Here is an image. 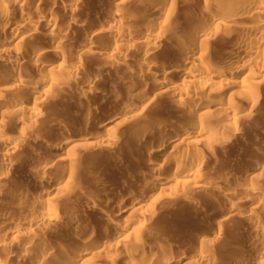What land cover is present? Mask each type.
Segmentation results:
<instances>
[{"label":"bare ground","instance_id":"obj_1","mask_svg":"<svg viewBox=\"0 0 264 264\" xmlns=\"http://www.w3.org/2000/svg\"><path fill=\"white\" fill-rule=\"evenodd\" d=\"M196 1L199 7L194 13L190 7L191 0H0V36L2 37H0V65L11 70L15 67L33 69L36 73V76L31 79L33 74L25 78L27 74L23 77L24 75L19 71H8L7 76L0 79V167H2L0 198L5 194L2 188L6 182L4 179L8 170L16 160L18 163V156L22 153L23 147L29 145L30 141L42 137L39 133L37 134L36 129L40 131L42 126L52 128L54 127L52 125L56 124L53 119H48L50 116L47 118L48 115L45 116L41 112L43 104H46L44 103L46 97L49 100L50 94L59 92L65 96L74 88L79 89L80 94L87 95L101 86H96L97 81L102 80V78L99 80L101 73L99 75L87 73V75L83 72L85 68L82 67V58L87 54H93L96 58L104 60L112 69L122 70L121 73L124 75L135 72L140 78L136 81L133 78L130 81L129 78L132 75L124 78L126 75L121 73L118 74L121 76L109 77L102 85L106 93H115L113 89L118 82L119 85L125 83L131 89L134 87L138 90L142 89L140 93H145L146 97H139L141 94L137 93L140 101L144 100L143 103L147 105L159 100L157 102H161L162 109L179 114L184 122L178 125L176 121L177 126L173 128L170 126V129H167L168 126L164 127L167 123L164 125L165 122H161L164 126L161 125L162 127L154 131L150 130L148 125L147 128L140 124L145 110V105L140 102L138 105L142 104V107L129 106L132 109L125 108L124 114L105 119L103 122L99 119L101 121L98 122L99 128L104 131H97L94 136H90L93 137L92 141L84 143L80 141L81 138L75 140L71 133L73 131L67 130L59 138L58 144L57 141L55 143L52 141L57 136L54 135V138L52 135L49 136L52 140L46 141L45 148L42 147L43 150L38 151V154H35L36 157L33 155L36 152H31L32 155L29 153L32 157L24 155L26 158L23 161L28 165L25 166L29 167L31 170L29 171L34 175V178L30 177L34 180L32 183L43 188L36 191V187L32 190L28 188L29 186L27 188L15 186L14 192L6 196L11 198H8L10 202L2 201L4 204H0V224H3L6 219L8 223L10 216L6 214L12 207L15 208L14 205L18 201L24 200L23 197L26 198V195L30 193L34 195L37 192L34 196L38 197L37 200H41V204L49 203L42 208L36 207L37 209L33 212L30 211L32 214L31 218L29 217V223L32 222L33 225L41 228H52V230L56 227L63 228L64 225L72 230L73 235L68 239H58L54 242L51 234L50 238L39 237L38 239L37 234L34 233L35 229L33 231L19 227L16 221L15 225L13 221L8 224L9 226L0 225V264H264V221L260 220L259 213V209L263 210L261 203L264 201V155L254 160L250 159L249 164L239 170L237 175L235 172V182L211 176L217 170L209 172V169L218 165L210 156L211 142L228 129L227 133L224 132L226 136L221 137L222 144L220 143V146L227 147L232 139L238 136L237 126L246 122L249 116L256 112L254 110L261 102V87L264 81V0ZM96 3L102 11L98 13V16L96 15L97 20H94L92 30L83 32H87L82 38L85 46L71 48L67 44L71 41L72 27L84 26L86 21L82 16H85L83 15L85 7L94 6L95 8ZM57 10L60 12L56 14ZM81 13L82 16H80ZM95 37L103 38L106 46L95 50L93 45ZM28 38H36L38 42L32 44ZM14 40L17 41V45L23 42H29L32 45L25 47L24 50L17 45L13 46ZM29 43L23 44L27 46ZM162 48L166 49L169 55L162 53L160 56L165 57L157 61L156 54L159 49L162 51ZM65 49L69 51L68 56ZM49 56H54L55 59L52 57L53 60H51ZM83 73L86 76L83 77L81 75ZM143 77L147 80H143ZM129 88L127 91L130 90ZM97 91L101 93V90ZM132 91L130 90L126 95L133 93ZM56 98L59 97H54ZM240 98H244V103ZM80 106L77 108H84ZM87 112H89L88 109ZM51 113L53 117L56 114L53 111ZM133 123L137 125L135 129L129 128L135 134L140 131V136L135 135L138 138L134 140L127 137L129 139L126 142H130L132 148L134 146L137 148L134 147L135 149L130 153H126L129 149H122L125 150V154H129L127 158L131 161L121 159L134 162L135 167L140 171L141 175L138 174L141 176V182L150 187L148 191L153 189L155 192L152 193L153 190H151L152 194L148 192L150 194L146 195L148 196L145 197L146 199L136 200L131 204L129 202L124 208L118 209L120 213H128L122 223L112 219L114 216L106 215L107 220L106 218L105 220L108 221L106 222L108 225L104 226L103 231L99 229L103 225L95 227L102 231L99 235L94 228L96 222L94 226L90 224L92 227L85 224L86 220L82 223L80 218L82 215L74 210L72 212L77 215L71 214V217L63 220L58 214L59 208L55 207L57 204H53L50 196L54 194L56 198L64 194L71 198L75 194L74 197L83 200L82 203H80L81 200H77L80 204L86 203L87 207L99 211L98 208L102 204L96 202L94 195L97 192L91 195L88 191L92 192L94 189L86 191L87 184L91 185L93 179L89 182L87 175V178L81 176L84 170L91 173L90 167L88 170L81 171L77 168L78 158L80 162V158L83 159L82 155L87 154V151H89L88 154H92L87 155L90 158L93 155L97 158V153L115 152L118 145L123 143V139H127L126 137L119 139L120 136L116 135L117 130L122 125L125 129H128L126 127L129 125L133 127ZM9 124L21 130L20 136L13 137L8 134ZM126 144L128 146V143ZM200 145H204L209 152L196 153L193 148ZM67 146L69 152L66 150L64 155H68L69 158H60L57 155L58 152L57 154L53 152L54 149ZM76 148L86 151L83 152L80 149L81 153L83 152V154L80 153V157L74 155L79 151ZM120 151L121 149L119 154ZM79 152L78 155H80ZM63 153L61 152V156ZM143 156H146V159L142 158ZM101 157L103 158V155ZM54 162H62L64 170L62 173L60 171L59 178L52 180L50 170ZM165 163L175 169L173 175L163 176ZM94 164L96 165V162ZM80 165L78 164V167ZM54 169L57 168H53V172L56 171ZM230 172L227 173L228 177H231ZM85 178L84 181L89 182L87 184L83 182L87 188L83 187L82 183V179ZM95 178L97 179L94 177V180ZM122 181V184H125L124 180ZM81 187L85 190L83 191ZM186 187L191 192L204 193L207 197L211 195V197L224 198L223 203L214 201L210 205L213 213L219 214L215 220L213 219L214 221L212 220V224L214 223L216 227L221 226L225 221L234 223L237 221L240 224L237 228L235 226L236 230L234 229L232 235H227L228 237L226 235L223 237L220 229L213 232L209 227L211 232H207L208 229L200 230L201 227H197L199 230L191 233V238H194L195 243L197 242V246L194 242H192L193 246L190 244V247L196 246L194 254L185 253L188 251L182 250L184 246L182 249H180L181 246H167L170 244L167 242L160 247H154L152 243V245L148 243L150 237L148 240L145 239L147 234L153 233L151 232L153 228H149L146 223L145 225L144 221L154 218L153 216L159 213L157 209L155 215L156 210H153L159 204L171 206V204L174 205L175 200H182L183 205L193 207L194 203L189 197L187 199L185 194L188 190L185 189ZM55 198L53 200L58 199V197ZM70 201L73 202V199ZM158 206L157 208L163 207V209L169 207ZM109 214L111 215V212ZM195 221L193 220L194 223ZM80 233L85 234L86 240L82 239ZM191 250L194 249L191 248Z\"/></svg>","mask_w":264,"mask_h":264},{"label":"rangeland","instance_id":"obj_2","mask_svg":"<svg viewBox=\"0 0 264 264\" xmlns=\"http://www.w3.org/2000/svg\"><path fill=\"white\" fill-rule=\"evenodd\" d=\"M95 6H97V3L95 4ZM93 7L91 8V7L86 6L85 7L86 9L83 11L84 12L83 15H85V16H82V13L80 15V16H82L84 18V21H86L84 23L85 24L84 26H82V27L73 26L72 27V30L74 32L73 31L71 32V34H72L71 41H69L70 43L68 42V44H67L71 48L72 47H77V46L82 48V46L83 47L85 46L84 41H83L82 38H83V36L86 35L87 32L86 33H83V32H85L86 30L87 31L88 30H90V31L92 30V28L94 26V23L93 22L96 19V15L98 16L100 14V12L102 11V9L101 8L99 9L98 6L95 7V8H93ZM190 7H191L192 12L195 13L198 10V7H199L198 6V2L196 0H191ZM89 8H91V9H89ZM92 11H93V13H92ZM58 12H60V11L57 10L56 14ZM90 12H91V14H90ZM85 17H86V20H85ZM83 18L80 17V19H83ZM87 19H88V21H87ZM0 30H1V27H0ZM31 39L33 41H31ZM31 39L28 38V41L30 43L32 42V44L38 42V40L36 38H31ZM95 39L93 41V45L95 46V50L98 49V48L100 49L101 47L106 46V44H104L105 43V40H103V38H100V37H97L96 38L95 37ZM29 42H23V43H29ZM100 42H101V45H100ZM30 43L27 44V46L25 44H23V45L22 44L21 45H17V41L14 40V42L12 43V45L13 46L14 45H17V47L22 48V49L25 50L26 48L29 47V45H32ZM70 47H68V49ZM68 49L67 50L65 49L67 51V54H66V51H65V54L67 56L69 55L68 54V52H69ZM161 50L162 51H160V49H159V51L157 52L158 54H156L157 56L155 57V59L157 61H160V59L162 60V57H165L164 55H169V54H167L168 51L166 49L162 48ZM163 50H165L166 52L163 51ZM162 53L164 55L161 57L160 55ZM52 57H54V56H49L48 58L51 59V60H53ZM54 59H55V57H54ZM82 59H83L82 60V67L85 68L84 69L85 71L83 70V72H86V74L87 73H97L98 75L101 73L100 76H99V78H100L99 80H101V78H102V80H101V82L100 81H97L98 83L100 82L99 84L96 83L97 84L96 86H98V85L100 86L101 85L100 87L98 86L101 89H99V88L97 89V90H101V93H100V91L98 93V91L95 90L94 92L88 93L87 95H82V94H80V90L79 89L76 90L74 88V90L71 93L66 94L67 96L66 95L64 96V94H62V92H59V93H53L52 95L50 94V96H48V99L50 98L49 100H47V97H46V102H44L46 104L45 105L43 104L44 109L41 106L42 107L41 108V110H42L41 112H43V114H45V116L48 115L47 118L50 116V118H48V119H53V122L55 121L54 123H56V124L55 125H52V126H54L52 128H49V127H51V126H49L48 127L49 129L47 127H45V126L40 127V129H42V130L39 129L40 131H37V129H36L37 134L39 133V135H41L42 137L40 136L41 137L40 139H34V140L30 141L29 145L27 144L26 146L23 147L22 153L20 154V156H18L19 157L18 163H17V160L14 162L15 164H13L11 166V168L8 170V174H7L6 178L4 179V180H6V182H5V185L3 186L2 190H4L3 191V194L4 193L5 194H4V197L0 198V201H1L0 204L3 203L2 201H4V203L5 202L7 203V201H9L8 198H10V197H6V196L7 195L9 196L10 195V192H14L13 190L16 189L15 186L19 187V185H20L21 187L23 186L24 188H27L29 186L28 187L29 189H32V190H35L36 189V191H38L37 189L43 188V187H38V186H40L38 184H33L34 183V180H31L32 178H34V175H32L33 172H30L31 170L29 169V167L27 168L28 165L23 160L31 152H33V153L36 152V153L33 154L35 156V154H38V151H42L43 148H45L46 141L47 140L48 141L49 140L50 141L52 140V139H50L52 137L49 138V136H51V135L53 136V138H54V135H55V137L56 136L58 137V138L56 137L55 139L52 140L54 143L57 141L56 143L58 144L59 143V140H60L59 138H61L62 135L67 132V130L68 131L69 130H72L73 132H71V131L70 132L73 134V136H74L73 138L75 140L77 138H81L80 141H82L84 143H87L89 141H92L93 137H90V136H94V134L97 131H100V132H103L104 131V129L102 130V129L99 128L100 127V124L99 123L101 121L103 122L105 119L114 118V117H117L119 114L120 115L121 114H124V112L126 111V110H124L125 108L126 109H130V108L132 109V107H129V106L138 107L139 106L138 104L140 102L143 105H145L144 106L145 107V110L143 112V115H142L143 117L141 119L140 124H143L145 127H147V125H148V127H149L150 130H153L154 131V129L156 130L157 128H160V127L164 126L166 123H167V125L164 126V127L166 128L168 126L167 129H170V126L172 128L173 127H176L177 126L176 123H178V125L181 124L180 122L184 123L183 120H181L182 118L180 117L179 114H178L179 115L178 116L177 113H174L173 111L171 112V111H167L165 109H162L163 107L160 106L161 105V102H157L159 100H156L155 102L150 103V104H147V105L143 103L144 100L143 101H140V99L138 98V95L139 94L142 95V96L139 95V97H142V98L143 97H146V95L144 96L145 93H140L141 91H143L141 88H139L141 90L135 89V87L133 89H131V88H129V86L127 87L125 85V83H124V85H122V84L119 85V82H118L117 83L118 86L116 85V87H114V89H113L115 91V93L114 92H112L110 94L106 93L107 91H105V89L102 88L103 87L102 85L104 84L105 80L109 79V77L110 78L111 77L114 78V76H116V75L117 76H121V75H118V74H120L122 70L119 71V70H115L114 68L112 69L111 67H109L104 62V60H100V59L96 58L93 54H91V55L90 54H87ZM8 71H13V72H15V71L18 72L19 71L20 74L24 75L23 77H25L26 74H27V77H25V78L30 77L29 74H33V75H31V79H32L33 76H36V73L33 71V69H26V68L23 69V68H18V67L16 68L15 67L14 69L11 70L10 68H7V67H4V66L0 65V79H1V77H6ZM31 71H32V73H31ZM28 72H30V73H28ZM86 74L83 73L81 75L84 77V76H86ZM122 75H124V74H122ZM128 75H126V77H124V78H129V76L132 75L130 77L131 79L129 78L130 81L133 78H135V79H133L135 81H136V79L137 80L138 79L140 80V78H138L139 76H137V73H135V72H132L129 76ZM145 79L147 80V78H144L143 80H145ZM129 80H125V81H128L129 82ZM125 86H126V89H125ZM116 88H117V90H116ZM127 88H129L131 91L133 90L132 91L133 93H135V92L136 93L135 94L131 93V94H128V96H127L126 95L127 92L129 93V91H130L129 89H128L129 91H127ZM102 90H103V92H102ZM137 93H138V95H137ZM261 94H262L261 95V98L263 100L260 98V101L261 102H259V104H258L259 107H257L254 110L256 112L253 111L254 113L249 116V118L246 120V122H242V123H240L237 126L238 127L237 128L238 129L237 130L238 131L237 132V135L238 136L236 137L237 139L236 138L232 139V142H230V144L228 145L230 147H228V146L227 147L226 146L224 147L222 145L220 146V143L223 141L222 138L224 136H226L225 133H227V130L228 129H226V132L223 130L225 133L224 132H221V134L219 136L220 139L218 137L213 142H211L212 143L211 144L212 145V151H211L212 152L211 153L212 155L210 154V156L212 157L213 160H216V164H218V165H215L213 167V169H211L213 171H211L209 169V172H215L217 170L214 173L215 175L213 173H212L213 175L211 173H209V174H211V176H214V178H216V179H219L220 178V179H225V180H229V181L235 182V179L236 178L234 176L237 175V173L239 172V170H242L245 166H247L249 164L250 159L254 160L256 157L264 155L263 154L264 153V81L262 82ZM117 95H118V97H117ZM135 95H137V97H134ZM54 97H59L61 99H59V98L58 99L57 98L54 99ZM240 99H241V102L244 103V101H243L244 98H240ZM51 102H52V104H49ZM80 104L86 110H84V108H82L80 106ZM142 104L140 105L141 107L143 106ZM49 106H51L52 108L51 107L49 108ZM79 106L82 109L77 108ZM88 107H90V108H88ZM49 109H51L50 110L51 112L53 111L54 113H56V114H54V117L55 118L53 116H51L53 114L51 112H49ZM78 109H80V110H78ZM87 109H88L89 112H87ZM47 112H49V114H47ZM86 116H88L89 118L86 117ZM175 117H176V119H175ZM87 118L88 119H91V120H88ZM94 118H96V119H94ZM143 118H144V120H143ZM86 120H87V122H86ZM88 121H89V123H88ZM171 121H173V122H171ZM161 122H163V123L165 122L164 125ZM54 123H52V124H54ZM97 123H98L99 126L97 125ZM135 125L136 124L133 123V127H132V125L131 126L129 125L128 127L125 126L128 129H125L123 127V125L120 126L121 128L119 127V129H118L119 131L117 130V133L118 134H116V135L120 136L119 139L122 138V137H124V138L125 137L126 138L127 137H129V138L131 137L130 140L137 139L138 136H140L139 135L140 134V131L139 132L137 131L138 133L135 134L134 132H132V129H131V128H134ZM8 127H7V129H9V133L8 134L9 135L11 134L10 136H13V137L14 136H17V135L20 136L21 130L19 128H15V127L11 126V124H9ZM129 127H131V128H129ZM50 129L53 130V131H51ZM6 131H8V130H6ZM18 131H19V133H18ZM222 133H223V135H222ZM137 134H138V136H135ZM133 136H134V138H133ZM129 138H127L126 140L122 138L123 139V143H120V145H118V147H117L118 150L117 149L114 150L115 152H109L108 153L106 151L105 153H97V155H98L97 158L94 157L96 155H93L91 158L89 156L87 157V155H90V154H88L89 151H87V154H83V152H85L86 150H82L80 148L83 151L81 153V150L78 149V148H76V150H79L80 151V152L78 151L79 154L80 153L83 154L82 155V158L84 157L83 158L84 160L80 158V162L83 163V165L81 163L82 166L80 165L79 158L77 157L78 158V164L80 165V167H78V164H77V168H79L81 171H83L82 169L88 170L89 167H90V169H89L90 171L89 172H91V173L94 172L93 174H91V173H88V171H85L84 170L83 173H85V174H83V173L81 174L82 178L83 177H86V175H87V177H88L87 180L88 181L90 179L91 180L92 179L94 180V177H97V179H98L97 180L95 178L97 181L96 180H94V181L92 180V182L90 183L91 185L87 184L90 181L89 182L88 181H84V180H86L87 177L85 179H82L83 180V181L81 180L82 183L83 182L84 183L86 182L85 184L88 185V188H87L86 187L87 185L84 186L85 184L83 183V187H86L87 188L86 191L94 189V190H92V192L91 191H88V192L91 193V195L92 194H95L97 192L94 195V196H96L95 197L96 202H98V204H102V205L99 206V208H98L99 211H98V210H95V209L93 210L92 207H89V206L87 207V205H85L86 203H84V205L83 204H80V203L83 202V200L80 199L79 197H74L76 195L73 194V193H76V192H73L72 193L74 196H72L71 198H69V196L66 197V195L63 194V195H61L62 197L56 196V198L58 197V199H56L55 196H54V194H53V196H54V198L56 200H53L54 198H52L53 196L51 195L50 196V198L52 199L51 201L53 202L54 205L57 204V205H55V207L57 206L56 209L59 208V210H57V211H59L58 214H59V216L61 218H63V220L66 219V218L68 219L69 217H71L70 216L71 214H74L75 215L76 213H73L72 212L74 210V212H77V214H81L82 215L83 218L80 217L81 218V222L83 221L82 223H84V221L86 220L85 221V224L87 223V225L89 224L88 226L92 227L91 225L94 226V223L96 222L94 228L95 227L98 228V227H100V226L103 225L102 226L103 228L102 227L99 228V229L102 230V229H104L108 225V224H106V222H108V221H106L107 220L106 215H108L109 217L110 216H114L113 218L112 217L111 218L112 219H116L115 221H118V223H122V221L125 220V217H126V215H128V213H123V212L120 213L118 211V209H121V207L124 208V206L127 203H129V202L131 204L132 202H134L136 200L142 201L146 197V195H149L151 193L150 191L153 190V189H151L150 191H148L150 187L146 186L144 183L141 182V176H140L141 174H140V171L137 170V167H135L134 162H128L129 160L131 161V159H128L129 158V154H125L124 153L126 149H129V150H126V153L127 152L130 153V151L132 152V150H134L135 148H137V146L136 147L134 146L135 148L134 147L132 148L131 147L132 145L129 144L130 142H126ZM77 140H79V139H77ZM121 140H120V142H122ZM126 143H128V146H130V147H128ZM134 145H136V144L134 143ZM119 146H120V148H119ZM130 148H132V149H130ZM67 149H68V146L65 147V148L62 147L61 149H54L53 152L56 153V154L58 152L57 155H59L60 158H65V157L66 158H69L68 155L65 156ZM120 149H121V151H120V154H119V150ZM122 149H125V150H122ZM193 150L196 153H202V152L204 153V152H206V154H207L209 152L208 150H206V148L204 147V145L196 146V147L193 148ZM116 151H118V152H116ZM61 152L62 153L64 152L62 154V156H61ZM67 152H69V151L67 150ZM78 152L77 153L75 152L74 155L76 154L77 156H80L81 157V154L78 155ZM122 152H123V154H122ZM99 154H102L103 155V158L101 157L102 155H99ZM124 154L127 155V156H125ZM24 155H26V156H24ZM31 155H32V153H31ZM31 155H29V156L32 157ZM71 155H70V157H71ZM215 155H216V157H215ZM99 156L101 157L102 160L100 159ZM123 156H125V157H123ZM20 157L22 158L21 159L22 162L20 160ZM145 157L143 156L142 158H145ZM121 158H125L128 161L127 160L125 161V159H121ZM96 159H98V160H96ZM109 159H110V162H109ZM85 160L87 162L88 161L89 162L87 163ZM218 160L221 162V164H220V162ZM94 162H96V165L94 164ZM23 163H25V164L23 165ZM85 163H87V164H85ZM92 163L94 164V167L97 168V169H95L93 167V164ZM110 163H112V164H110ZM61 164H62V162H54L53 163V167L51 168L50 172L51 171L53 172V170H52L53 168H57V169H54L56 171H54L53 173L51 172V175L48 174V175H50L52 177V180H55V179L59 178L60 175H61V173H62V171L64 170L63 165H61ZM165 164H164V167L165 166L166 167L163 169L164 170L163 171V173H164L163 176H169V175L171 176V175H173L172 173L174 172L175 169L174 168H171L172 166H170L169 164L168 165H167V163H165ZM25 165H27V166H25ZM54 165H55V167H54ZM91 165H92V168H91ZM1 170H2V167H0V171ZM57 170H59V171H57ZM91 170H93V171H91ZM222 170L229 171V172L231 171L230 172L231 173V177H228L227 176V173L229 174V172L226 173V172H223ZM60 171H61V173H60ZM50 172H48V173H50ZM235 172H236V175H235ZM86 173H88V174H86ZM232 174H233V177L234 178L232 177ZM89 175H91L90 178H89ZM31 176H32V178H30ZM122 180H124V183L125 184H122L123 183ZM102 184L104 186H102ZM41 186H43V185H41ZM140 186L142 188H140ZM45 187H47V185ZM83 187H81V188H83ZM185 189H188V188L186 187ZM84 190H85V188H83V191ZM138 190H140V191H138ZM148 192H150V193H148ZM153 192H155V191L153 190L152 193ZM7 193H9V194H7ZM31 194L32 193L26 195L27 196L26 198L23 197V199L25 200V202H24V200H21L20 199L22 202L21 201H18L17 204L14 205L15 208L12 207V209L9 210L10 212L8 211V213H10V215L8 213L6 214V215L10 216V217H8L9 218L8 219V223H7V219H6V221L3 224H0V225L5 226L7 224V226H9L8 224L11 223V221H13L14 224H13V222H12V224L15 225V221H16L17 222L16 224H18L19 227L27 228V229H30V230H33V231L35 229L34 233L37 234L36 237L38 236L37 237L38 239H39V237L40 238L41 237L50 238V236H51L52 237V240H54V242H56V241H58V239L59 240L60 239L61 240H65V239L70 238L73 235V233H72V230L71 229H69V228H67V227H65L63 225L65 221L62 223L63 228L59 227V229H57L58 227H56L55 230H52V228L49 229V228H45V227L44 228L37 227L36 225H33L32 222L29 223L30 222L29 217L31 216V214L34 211V209H37L36 207H41L42 208V207L48 205V203H49L48 202L46 204L45 203L46 201L44 200L45 202H42V203H45V205L44 204H41V202H40L41 200L40 201L37 200L38 197L37 196H34L35 194H37V192L34 193V195H31ZM185 194L187 196V199L189 197V199L192 200V203H194V206L193 207L192 206H189L187 204L183 205V202H181L182 200H180V201L175 200L174 201L175 203H176V201L178 202L177 205L172 202L175 206L172 205V204H171V206L168 205V204L167 205L165 204L166 206L164 204H161L162 206H165V207L169 206L167 208L164 207L165 209H163V207L162 208H157L158 205L156 207H154L153 210H156L155 211V215L157 213V209H158V212L159 213L156 216H153L154 218L147 219V220H145L146 222L144 221V224L146 223L149 226V228H151V229L153 228V230L151 231L153 233H150L152 235L147 234L148 236L147 235H146L147 237L145 236L146 237L145 238L146 240H148V238L150 237L149 240H148V243H150V244L152 243L154 247H157V246L160 247L161 244H167V243H170V244H167V246H169V245H171V246L173 245V247H174V245L181 246V248L179 247L180 249H182V247L184 246L182 250L188 251V252H185V253H187V254H194L195 253V249H196L195 247L197 246L196 245L197 242L195 243L194 240H193L194 238H191L192 237L191 236L192 235L191 233L194 232L195 230H199V229L200 230H206L209 227L211 228L210 230H212V231L213 230L215 231L216 229H220L221 232H222V234H223V237H224L225 235L226 236L227 235L228 236L229 235H232V232L234 231L235 226L237 228V225L240 224V222H237L235 220H234L235 223L233 221L232 222L231 221L230 222L229 221H225L226 223L224 222V224H221V226H219V227H216V225L214 223L212 224V220L213 219L215 220V218H217L219 214L216 213V212L215 213L217 215L215 213H213V210L210 208V205L212 204L211 202H214L215 201L217 203H223V201H224V198L223 197H221V196L211 197V195H209L207 197L206 194H204V193L201 194L200 192L198 193L197 191L196 192L195 191L191 192L190 189L186 190V193ZM75 198H77V199H75ZM70 199H73V202L70 201ZM110 199H112L113 201L110 200ZM77 200H81L80 203ZM115 202H116V204H115ZM19 204H20V206H18ZM105 204H106V206H105ZM261 204H262L261 205L262 206L261 209H263L262 210L263 212L259 209V213H260L261 216H263L264 215L263 214L264 213V201ZM161 205L159 204L158 207H160ZM77 207L79 208V210H78ZM71 208H73V209L71 210ZM31 209H33V210H31ZM209 209H211V210H209ZM30 211H32V212L30 213ZM107 212H109V213L111 212V215L109 213H107ZM11 216L13 218H11ZM178 216L180 218H177ZM261 216H260V220L261 221H264V216L263 217H261ZM105 218H106V220H105ZM177 220H179V221H177ZM190 220H192V221H190ZM193 220L194 221L196 220L195 223L193 222ZM173 221H175V222H173ZM171 222H172V224H171ZM200 224H203V225H200ZM206 224H207V226H206ZM98 225H100V226H98ZM148 226H147V228H148ZM150 226H152V227H150ZM204 226H205V229H204ZM197 227H201V228L203 227V228L202 229L201 228L198 229ZM96 228H95L96 234L99 235V233H101L103 230L102 231L99 230V229L97 230ZM187 228H189V229H187ZM230 228H231V231H230ZM189 230L191 231L190 233H189ZM210 230L208 229L207 232H209ZM0 234H1V230H0ZM188 234H189V236H188ZM80 235H82L81 236L82 239L86 237L85 234L80 233ZM191 239H192V241H191ZM84 240H86V238ZM188 241H190V242H188ZM192 242H194L196 246L190 247L191 245L192 246L194 245V243H192ZM186 244H187V247H186ZM186 248H188L189 250L186 249ZM191 248H193L194 250L192 251Z\"/></svg>","mask_w":264,"mask_h":264}]
</instances>
